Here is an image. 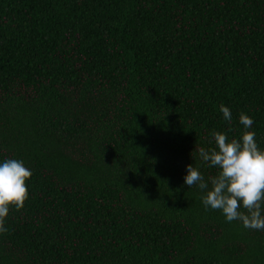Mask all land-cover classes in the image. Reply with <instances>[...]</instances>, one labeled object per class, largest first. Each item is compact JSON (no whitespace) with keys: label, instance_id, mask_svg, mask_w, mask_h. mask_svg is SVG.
I'll use <instances>...</instances> for the list:
<instances>
[{"label":"trees","instance_id":"1","mask_svg":"<svg viewBox=\"0 0 264 264\" xmlns=\"http://www.w3.org/2000/svg\"><path fill=\"white\" fill-rule=\"evenodd\" d=\"M241 113L264 150V0H0V162L32 171L0 264H264L184 183Z\"/></svg>","mask_w":264,"mask_h":264},{"label":"clouds","instance_id":"2","mask_svg":"<svg viewBox=\"0 0 264 264\" xmlns=\"http://www.w3.org/2000/svg\"><path fill=\"white\" fill-rule=\"evenodd\" d=\"M219 111L231 131L230 109L221 104ZM239 122L245 129L239 139L229 140L227 132L213 131L208 143L214 147L195 149L204 165L217 169L216 174L206 180L197 167L188 165L184 183L204 193L205 209L219 210L227 222L239 221L245 229L264 231V150L256 142V133L248 130L253 119L241 113ZM31 177L22 160L0 162V233L7 232L10 210L21 211L29 199Z\"/></svg>","mask_w":264,"mask_h":264}]
</instances>
